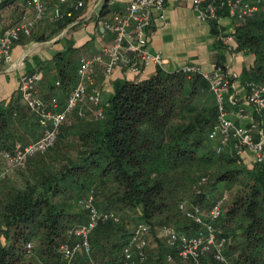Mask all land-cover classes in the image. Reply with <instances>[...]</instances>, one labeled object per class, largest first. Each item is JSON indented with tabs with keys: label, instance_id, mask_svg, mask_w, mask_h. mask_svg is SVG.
Here are the masks:
<instances>
[{
	"label": "trees",
	"instance_id": "1",
	"mask_svg": "<svg viewBox=\"0 0 264 264\" xmlns=\"http://www.w3.org/2000/svg\"><path fill=\"white\" fill-rule=\"evenodd\" d=\"M263 8L237 22L234 40L237 50L254 56L252 68L244 72L247 82L264 89ZM73 20L65 19L58 29ZM58 57L60 80L74 86L72 56ZM205 89L199 75L188 78L157 68L140 81L114 82L103 118L94 107L88 113L82 107L83 117L80 107L68 114L51 149L0 181V264H66L60 246L78 240L68 231L87 221L79 202L90 193L99 211L112 212L119 221L99 223L89 237V252H79L69 264H121L138 223L147 225L150 235L162 227L192 233L195 227L179 205L205 212L224 191L228 199L217 225L230 238L226 257L230 264H264V163L246 165L228 149L215 153L207 138L215 106L193 105ZM20 101L18 93L7 109L0 106V152L28 144L33 130H20L27 122L38 128L36 116ZM11 112L18 115L17 130L9 128ZM219 184L224 188L216 195ZM153 241L155 248L147 246L144 259L136 256L133 264H167L168 254L174 264H183L164 241ZM199 264L219 263L208 254Z\"/></svg>",
	"mask_w": 264,
	"mask_h": 264
},
{
	"label": "built area",
	"instance_id": "2",
	"mask_svg": "<svg viewBox=\"0 0 264 264\" xmlns=\"http://www.w3.org/2000/svg\"><path fill=\"white\" fill-rule=\"evenodd\" d=\"M65 5L68 0H57ZM191 4L198 20L208 24H214L222 15L244 22L253 18L258 8L252 0H181ZM166 0H131L125 10L114 12L111 18L104 23V29L111 33L112 42L103 55H94L81 58L76 69V83L65 100L62 109H58L56 99L49 103L42 101L37 95L39 74L37 72L24 74L19 78L18 92L25 107L36 116L39 128L38 138L28 144L16 143L11 151L0 152V159L5 163V168L0 170V181L13 169L24 168L26 162L39 154L51 149L58 137L59 128L65 118L77 107H80L79 116H84L82 107L88 95V90L94 84L93 70L96 64L103 65V73L109 77L116 68H123L132 74L140 75L148 66L159 68L162 58L158 53H153L148 48L147 31L153 17L159 16L165 8ZM28 6L33 9V20L26 24H20L4 30L0 34V67L11 59V47L20 36L28 37L30 30L43 21L46 7L45 0H26ZM82 6L77 2L73 6L78 9ZM62 18L57 15L53 21ZM229 38L218 36V41L227 44ZM105 59V60H104ZM188 78L199 75L207 83L208 91L213 97L216 109L215 124L209 130L207 138L214 142L216 154H221L225 149L234 152L237 156L243 153L251 156L253 163H264V89L254 82H246L247 103L253 112L260 118L259 125L248 127L236 125L229 119L230 110H239L236 96L230 93L233 90L232 77L226 74L222 68H214L203 72L197 66H184L181 70ZM95 108L96 115L103 118L104 101L98 91L93 90L88 99ZM202 179L200 183H204ZM228 199L224 191L219 198L214 200L207 211L198 206L187 207L179 205L180 212L194 225L192 233L178 232L170 227L159 228L160 238L164 244L173 250L177 258L183 264H199L201 257L208 254L219 264H230L225 251L230 244L228 238L218 227L217 221L222 213V208ZM87 213V221L68 233L78 240L72 244L64 243L59 252L66 264H69L79 252L88 253L90 249L89 237L99 223L107 221H119L112 212L99 211L93 203V195L79 202ZM150 230L147 225L138 223L132 230L127 244L124 246L121 264H133L137 256L139 260L145 257V249L148 246ZM31 243H27V251L31 249ZM167 264H174V256H166Z\"/></svg>",
	"mask_w": 264,
	"mask_h": 264
},
{
	"label": "crops",
	"instance_id": "3",
	"mask_svg": "<svg viewBox=\"0 0 264 264\" xmlns=\"http://www.w3.org/2000/svg\"><path fill=\"white\" fill-rule=\"evenodd\" d=\"M130 1L68 0L67 4L61 5L57 0H45L46 11L43 21L32 27L28 37L20 36L11 47L10 61L0 67V106L7 109L12 99L19 93V78L22 75L37 72L38 97L46 103L54 98L58 102V109H62L73 85L67 83L64 85L60 80L56 63L59 61L62 66L63 62L58 56L70 54L77 69L81 58L103 55L104 50L109 48L112 42V35L104 29V23L114 12L125 10ZM252 1L258 9L263 8L262 1ZM77 2H81L82 6L74 9L73 6ZM57 15H62V18L53 21ZM71 17L74 18L71 23L58 29L65 19ZM32 20L33 9L28 6L26 0H0V34L8 28ZM236 24L237 21L222 15L217 22L218 29L215 30L211 24L198 20L190 3L166 0L161 17L155 15L152 19L147 31V43L151 52L161 56L162 65L159 69L164 72L180 71L184 66L191 65L199 67L203 72L217 67L222 68L232 77L233 90L230 93L236 96L240 108L230 110L228 117L236 125L248 127L260 124V118L246 101L247 79L244 72L252 68L254 56L236 49L234 40ZM220 35L229 38L227 44L218 41ZM156 69L148 66L142 74L135 75L123 68H116L109 77H106L103 65L96 64L93 70L94 84L88 90L85 112H90L93 107L88 100L93 90L98 91L102 100H105L112 93L114 82L140 81L152 75ZM199 95L210 96L211 104L214 105L208 89L200 90ZM20 103L23 104L22 101ZM9 116L10 130H17L18 115L11 112ZM20 130L39 129L31 127L27 122L26 127ZM29 137L27 135L28 143L36 138L33 135ZM241 158L246 165L253 163L251 156L246 153H243Z\"/></svg>",
	"mask_w": 264,
	"mask_h": 264
},
{
	"label": "rangeland",
	"instance_id": "4",
	"mask_svg": "<svg viewBox=\"0 0 264 264\" xmlns=\"http://www.w3.org/2000/svg\"><path fill=\"white\" fill-rule=\"evenodd\" d=\"M105 100H103V101H105ZM210 100H211L210 96L197 95L196 98L194 99L193 105L196 106V107H198V108H210L212 106ZM29 134L30 135H28V137L31 136L32 134L33 135H38L39 134V130H37V131H34L33 130ZM211 145L214 146L215 143L214 142H211ZM217 188L218 189H217L216 195L224 188V184H219L217 186ZM159 236H160L159 228H157V229L155 228V230H153V233H151V235H150V237L148 239V242H149L148 243L149 244L148 246H150L151 249H154L155 248V242L153 241L154 238H158V239H160V241H163L162 238H160Z\"/></svg>",
	"mask_w": 264,
	"mask_h": 264
}]
</instances>
